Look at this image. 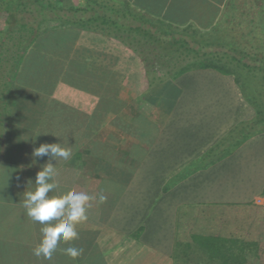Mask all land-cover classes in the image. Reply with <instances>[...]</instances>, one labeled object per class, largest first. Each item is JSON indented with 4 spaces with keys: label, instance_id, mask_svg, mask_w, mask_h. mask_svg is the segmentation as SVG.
<instances>
[{
    "label": "crops",
    "instance_id": "1",
    "mask_svg": "<svg viewBox=\"0 0 264 264\" xmlns=\"http://www.w3.org/2000/svg\"><path fill=\"white\" fill-rule=\"evenodd\" d=\"M48 1L81 8L75 15L82 21L68 11L67 23H43L11 79L17 48L10 35L29 31L8 32L0 14V32L10 34L0 38V84L11 80L0 137V264H182L185 232L179 236L178 228L192 214L264 208L261 74L243 63H150L147 70L135 53L144 50L138 41L124 43L122 28L108 33L105 0L90 12L85 0ZM108 1L115 22L126 18L128 2L184 34L212 30L240 12L245 17L241 4H260L257 16L264 18V0ZM210 34L213 50L222 52L220 34ZM45 142L73 152L56 161L58 188L49 195L74 190L93 197L88 220L76 225L79 239L59 245L51 261L33 255L41 225L23 207L24 193L49 162L32 156ZM69 246L82 254L73 260L60 251Z\"/></svg>",
    "mask_w": 264,
    "mask_h": 264
},
{
    "label": "trees",
    "instance_id": "2",
    "mask_svg": "<svg viewBox=\"0 0 264 264\" xmlns=\"http://www.w3.org/2000/svg\"><path fill=\"white\" fill-rule=\"evenodd\" d=\"M85 1L87 5L85 7L86 11H93L99 6L98 0ZM4 2L5 3H2V1L0 0V14H6L4 18L6 20V23L8 24L6 28L8 32L9 30H13L15 28L27 30V32L29 31V34L26 35H10L9 33L1 34L0 32V38H8L10 35L11 39L13 40V44L16 45L17 48L11 51L10 63L14 64L10 67V73H7L8 76L10 75V78L8 77V79H11V76L15 71V63H17L20 54L23 52L22 50L29 44V40L35 37L34 32L38 30L41 24L49 23L52 20H57L60 18L63 23H67L68 11H71L73 15H75V13H79L82 15L81 8L74 9L63 6H60L58 8L54 7L48 0H16V2H14V9L11 6L12 4L9 5L10 8H8L6 0H4ZM102 3L105 7L102 5L101 7L106 8V11L108 13L106 19V22L108 24V33L110 31L114 32L115 27L117 28V30L119 28H122V40L124 41V43L130 45L131 42L129 41V39L132 40V42L134 41L136 43L138 41V47H141L144 50H135V53L145 63V68H147V70L150 69V63H161V59H166L168 62L175 63L176 59H179L181 53L183 52L185 53V55L190 56V59H193L192 61H189L187 63H208V58L211 57V55L216 56V53H221L223 57H228L230 55V51L234 52L235 55H230L229 62L243 63V65L248 66L251 70H255L256 72L261 74L262 80L264 79V52L261 51L259 47H256L254 43L252 44V40L255 37L253 38L254 35H251L257 28L255 27V25L259 24L257 26H260L261 28L263 27L264 18H259L258 16H252L249 18V13H246V16L244 17L242 12H240L236 18L220 21V23L212 30L208 29L203 30L204 32L201 33L195 31L194 34H184L178 30V27L168 25L162 19L145 18V11H142L136 7H132V5L128 2L123 3V16L126 18L123 19L124 21L120 22L122 23L120 24L119 21L115 22L113 20V17L110 15L111 13H115L114 2L105 0V2ZM253 6H257L260 8L261 5L255 3ZM118 10L119 6H117V11ZM259 10H261V8ZM57 12L61 13L57 14ZM81 15L79 18H77V16L75 15L76 18H74L73 20L81 22ZM70 21H72V19ZM151 23H154L156 25V28L152 27ZM241 24L245 25L244 35L243 32H240V36H237L235 34V28H238L237 26ZM247 26H249V28ZM109 27H112L113 30H110ZM132 30L140 31L141 33H143L144 39L139 42L140 39H137L132 36ZM212 31H217L220 34V40L218 42L222 44L224 48L222 52H216L213 49H208L210 46H213V41H211L210 36V33H212ZM20 37L22 38V44H20L19 41ZM149 42L152 45H145V43ZM146 48H148L149 50L146 51ZM245 58H248L249 61H245ZM246 63H251V65H246ZM8 79L5 81L4 85L0 84V137L1 126L5 120V114L7 111V95L11 82V80ZM262 83L263 84L260 85V90L263 94L259 93L258 95L260 96H264V80L262 81ZM204 237L207 240V243H205V247L206 250L209 252L208 254H210L209 256L214 258L215 252H218L220 254L219 257L221 258L222 264H257V261L260 259L258 255L247 257L245 255L240 254L241 248L237 250L239 253H234V255L231 254L233 249L232 246L229 247L231 242L237 243L240 240H246V237L241 236L237 237L238 239L234 238L226 240L221 239L219 237H215L213 233L205 234ZM221 240L227 241V248L224 249L222 252H219L216 250V248L217 246H219L217 245V243H219ZM243 242L245 243H240V245L242 246V251L244 252L245 246L247 245V241Z\"/></svg>",
    "mask_w": 264,
    "mask_h": 264
},
{
    "label": "clouds",
    "instance_id": "3",
    "mask_svg": "<svg viewBox=\"0 0 264 264\" xmlns=\"http://www.w3.org/2000/svg\"><path fill=\"white\" fill-rule=\"evenodd\" d=\"M72 155V147L61 143H41L32 152L33 157L49 159L37 172L34 188L24 193L23 201L27 215L41 225V236L32 252L35 257L43 260L51 261L59 245L78 240L76 225L88 220V208L93 197L86 192L68 190L63 194L49 195L58 188L55 180L58 176L56 161H68ZM53 160L55 164L51 162ZM105 199L103 194L99 196L100 203ZM60 251L74 260L83 250L69 246L60 248Z\"/></svg>",
    "mask_w": 264,
    "mask_h": 264
},
{
    "label": "rangeland",
    "instance_id": "4",
    "mask_svg": "<svg viewBox=\"0 0 264 264\" xmlns=\"http://www.w3.org/2000/svg\"><path fill=\"white\" fill-rule=\"evenodd\" d=\"M7 1V0H6ZM9 5L15 8L14 2L16 0H10ZM242 9L247 10V12L252 16H257L260 11L257 6L251 7L250 4L243 5L241 4ZM42 25V24H41ZM259 25V24H257ZM255 25L257 27L251 35L253 36L252 44L256 47H259L261 51L264 52V29L261 30L260 26ZM235 28V34L240 36V32L245 31V25L241 24ZM249 28V26H247ZM252 27V26H250ZM40 28V27H39ZM247 28V30H248ZM244 35V33H243ZM199 36V35H198ZM220 50H224L223 46H219ZM208 49H213V46H210ZM229 51V50H228ZM230 55H235L234 52H230ZM257 53V52H255ZM216 56L209 57L208 63H232L229 62V57H223L221 53H216ZM260 55V54H258ZM200 58V57H198ZM190 56L185 55V53H181L179 59H176L175 63H187L192 61ZM245 61H249L248 58L244 59ZM161 63H171L166 59H161ZM251 61V60H250ZM198 62V60H197ZM251 205V203H249ZM193 219L189 217L186 220V227L178 228V235H183L185 232V241L180 239V246L184 248L181 250L183 255H186V259L182 264H222L221 258L219 257V253L215 252L214 258L210 257L209 252L206 250L205 243H207L205 239V234L213 233L215 237H219L221 239H238L237 237H246V240H240L237 243H232L229 247L232 246V255L234 253H239L237 250L241 248L240 254L245 255L247 257H251L254 255L259 256V260L257 264H264V209H253L250 210L235 212L231 214H225V212L213 215L212 213L202 212V213H194ZM196 217V218H195ZM241 233V234H239ZM221 240L217 243L216 250L222 252L227 248V241ZM243 241H247V245L245 246L244 252L242 251V246L240 243H245ZM205 247V248H204Z\"/></svg>",
    "mask_w": 264,
    "mask_h": 264
}]
</instances>
